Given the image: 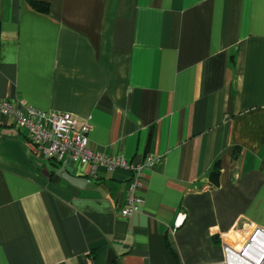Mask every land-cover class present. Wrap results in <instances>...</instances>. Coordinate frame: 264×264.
I'll return each instance as SVG.
<instances>
[{
    "label": "crops",
    "instance_id": "0c3cea01",
    "mask_svg": "<svg viewBox=\"0 0 264 264\" xmlns=\"http://www.w3.org/2000/svg\"><path fill=\"white\" fill-rule=\"evenodd\" d=\"M2 99L155 162L123 218L128 171L44 162L0 115V264H214L264 230V0H0Z\"/></svg>",
    "mask_w": 264,
    "mask_h": 264
},
{
    "label": "built area",
    "instance_id": "2783aa9c",
    "mask_svg": "<svg viewBox=\"0 0 264 264\" xmlns=\"http://www.w3.org/2000/svg\"><path fill=\"white\" fill-rule=\"evenodd\" d=\"M0 115L12 119L13 123L24 129L29 147L37 158L44 162L64 164L71 160L76 166H89L91 179L97 178L98 167H104L109 172L125 170L130 173L127 198L117 214L123 218L140 212L142 198L137 194L143 175L149 171L155 162L149 156L145 162L131 164L123 157L106 156L89 147L87 134L90 130V121L79 124L74 117L66 113L54 111L44 112L27 107L23 112L18 110L8 100H0ZM185 220V215L179 213L174 221V228H178ZM264 248V230L256 229L250 239L240 250L223 245L222 261L214 264H252ZM264 256L258 264H263Z\"/></svg>",
    "mask_w": 264,
    "mask_h": 264
},
{
    "label": "bare ground",
    "instance_id": "6f19581e",
    "mask_svg": "<svg viewBox=\"0 0 264 264\" xmlns=\"http://www.w3.org/2000/svg\"><path fill=\"white\" fill-rule=\"evenodd\" d=\"M264 256V248H263V251H261L259 254H258V256H256V257H258L259 258V262L262 260V257ZM256 257H254V259L256 258ZM253 259V260H254ZM253 263V262H252Z\"/></svg>",
    "mask_w": 264,
    "mask_h": 264
}]
</instances>
